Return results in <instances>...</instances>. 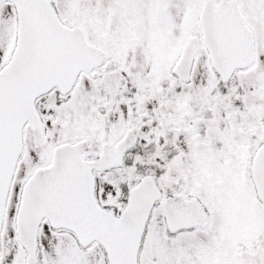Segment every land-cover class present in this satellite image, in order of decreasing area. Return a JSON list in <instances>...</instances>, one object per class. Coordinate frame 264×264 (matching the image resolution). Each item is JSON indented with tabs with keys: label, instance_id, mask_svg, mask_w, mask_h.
<instances>
[{
	"label": "snow or ice",
	"instance_id": "6c2138e0",
	"mask_svg": "<svg viewBox=\"0 0 264 264\" xmlns=\"http://www.w3.org/2000/svg\"><path fill=\"white\" fill-rule=\"evenodd\" d=\"M0 264H264V0H0Z\"/></svg>",
	"mask_w": 264,
	"mask_h": 264
}]
</instances>
